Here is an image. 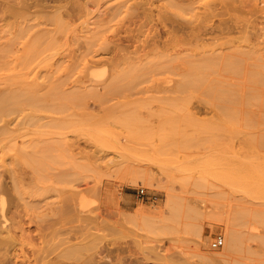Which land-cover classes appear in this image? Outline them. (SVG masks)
<instances>
[{"label": "rangeland", "instance_id": "374dc122", "mask_svg": "<svg viewBox=\"0 0 264 264\" xmlns=\"http://www.w3.org/2000/svg\"><path fill=\"white\" fill-rule=\"evenodd\" d=\"M2 206L17 261L77 228L264 264V0H0Z\"/></svg>", "mask_w": 264, "mask_h": 264}, {"label": "bare ground", "instance_id": "6f19581e", "mask_svg": "<svg viewBox=\"0 0 264 264\" xmlns=\"http://www.w3.org/2000/svg\"><path fill=\"white\" fill-rule=\"evenodd\" d=\"M90 69L92 73L95 72L94 67L91 66ZM96 76L98 75H95L94 78H96ZM91 77L93 78V76ZM100 131L97 130V132L101 133ZM97 140H98V136H97ZM75 198H77V196ZM75 203L71 204V206L68 205L69 208L73 210L74 212H78L79 214H80V211L84 212V206L86 205L85 202L81 200L80 202L78 201L77 203V200H76ZM138 214L141 216L142 220L145 223H154L153 217L145 213L143 210L139 209ZM9 219L10 218L8 217L6 213L5 207L2 206L0 210V240L3 241V243L8 242V241H14L13 238L15 235V229L9 222ZM106 227L108 228L107 230H109L108 233H110L115 228V224L108 223ZM73 230H75L74 233L61 237L56 242V244L59 246V250H58L57 255L54 258L55 260L53 259V257L47 258V254L44 253L42 256H39L41 257V259L36 260V261H32L31 259L17 261L14 259L11 253L9 254L3 253V254H0V264H48V263L51 264V262H55V261L58 264H177L176 259L178 258L176 255L178 253L174 252L175 250L170 251L169 253H162L161 250L158 248L157 243H151V242L144 243V241L142 240H135V239L134 240H135L136 245L135 247H132L131 245H128L126 242L113 239L112 237L114 236V234H112L113 236L111 237L108 236L109 238L102 245L100 246L98 245L99 248H97L96 251L90 252L89 251L90 249L85 251L86 244H84V242L80 239V234H79L80 229L74 228ZM94 234H98V233L95 232L92 234V236H89V237L94 238L96 236L97 238V236H99V235H94ZM104 235L106 234L104 233ZM99 237H103V236H99ZM228 240L232 241L235 239L230 238ZM230 241H229L230 243L229 245L233 244L234 247L235 245H238L236 241H233L232 243ZM73 253H75V255H73ZM178 260H181V258ZM202 262L204 261L202 260Z\"/></svg>", "mask_w": 264, "mask_h": 264}, {"label": "built area", "instance_id": "2783aa9c", "mask_svg": "<svg viewBox=\"0 0 264 264\" xmlns=\"http://www.w3.org/2000/svg\"><path fill=\"white\" fill-rule=\"evenodd\" d=\"M138 190H139V193L146 194L145 187L140 186ZM224 243H225V236L222 233H219L213 238V240L211 242V246L213 248H219V247L223 246Z\"/></svg>", "mask_w": 264, "mask_h": 264}]
</instances>
